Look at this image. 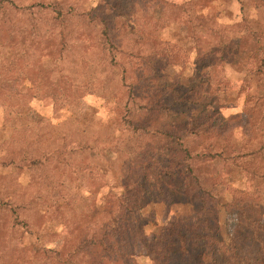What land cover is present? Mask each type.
Instances as JSON below:
<instances>
[{
  "label": "trees",
  "instance_id": "obj_1",
  "mask_svg": "<svg viewBox=\"0 0 264 264\" xmlns=\"http://www.w3.org/2000/svg\"><path fill=\"white\" fill-rule=\"evenodd\" d=\"M79 5L0 0V106L13 130L0 167L24 170L31 179L27 188H19L9 175H0V264H264L259 195L264 187V25L242 37L239 53L247 54L248 92L243 114L233 118L243 121L237 138L236 121L207 107L210 95L228 87L226 77H218L228 45L203 55L215 59L206 64L205 78L181 94L177 79L154 71L157 59L174 66L176 52L155 38L144 43L143 34L120 19ZM187 5L194 24L192 0ZM198 26H191L193 35L211 31ZM98 64L107 75L95 88L100 93L110 87L101 96L114 100L117 136L92 135L79 109L82 96L94 87L90 76ZM142 81L148 82V92L138 91ZM39 94L57 108H70L71 132L45 127L41 117L27 112ZM201 104L204 108L192 113L173 110ZM117 139L125 147L123 141L107 142ZM106 145L119 163L110 173L122 190L90 197L107 182L97 159ZM220 171H240L255 182L254 190L227 186L231 199L221 201L214 192L224 183ZM150 193L167 205L176 198L202 219L172 214L147 239L136 213ZM221 211L234 212L237 220L224 238L217 235ZM56 223L65 227V247L21 244L26 234Z\"/></svg>",
  "mask_w": 264,
  "mask_h": 264
},
{
  "label": "rangeland",
  "instance_id": "obj_2",
  "mask_svg": "<svg viewBox=\"0 0 264 264\" xmlns=\"http://www.w3.org/2000/svg\"><path fill=\"white\" fill-rule=\"evenodd\" d=\"M191 0H74V3L81 5V9H88L92 7V13L104 15L111 20L118 18L124 22L134 32L143 34L141 41L147 43L149 40H156L159 43L166 44L178 55L174 59V66H167L166 60L157 59L154 71L157 75H161L162 71H166L168 75L177 79L176 88L179 93H183L189 87V84L194 81H200L205 78L208 70L207 63L214 61L213 58L208 57L212 52H217V47H226L224 51L225 65L223 72L219 71L220 76H225L227 79V89L217 92L214 96L210 95V102L208 108L220 109L223 115L229 118H236L241 116L245 110V97L248 92L245 74V62L247 54L239 50L244 47L242 44V37L246 31H256L264 25V3H255L253 0H192L193 6L190 10L192 15V24L188 16L187 3ZM79 5V6H80ZM184 6V7H181ZM180 6V8L173 7ZM197 18V19H196ZM191 19V18H190ZM120 20L112 22L118 25ZM111 24V25H112ZM209 29V32H199L193 35L191 26L198 25ZM113 26V25H112ZM199 27V26H198ZM149 46L144 45V48ZM209 51V52H208ZM179 52V53H178ZM210 53V54H209ZM204 54H207L203 56ZM218 59H222L218 56ZM228 62V63H226ZM100 68L97 65L96 70ZM199 68L198 70H196ZM142 73V72H141ZM107 75L106 71H99L92 73L90 80L94 87L89 88V92L82 96L80 112L85 114L88 125L91 129V134L94 136H117L119 134V125L113 118L114 100L109 99L108 96H101L110 93V87L105 85L103 90L99 93L95 82L102 80ZM145 77V76H143ZM147 79V78H146ZM148 82L142 81L137 85L138 91L148 92ZM97 89H96V88ZM205 104L198 106L193 105H179L174 107V112L192 113L196 112L200 107L204 108ZM70 108H57L52 104L49 96L43 94L37 95L30 102L27 107V112L34 114L38 118H42L46 125L45 127L53 128L52 130L69 131L70 122L75 116L69 110ZM4 111L0 106V134L2 135L0 141V155L3 149L9 146L13 141V130L3 121ZM80 118V117H79ZM77 120V119H76ZM235 123V136L240 137L239 125L242 124V119H233ZM12 135V137H11ZM111 139V137H109ZM123 139L117 141H107L109 144H120ZM106 144V142L104 143ZM122 145V142H121ZM126 143L124 142L125 147ZM108 145L101 150L97 159L99 160V167L105 174L106 183L102 182L97 194L89 193L90 197L96 195L103 197L108 191L116 194L121 192L119 183L110 173V169L119 166V163L113 157L111 150H108ZM9 175L14 186L19 188H27L30 185V177L24 170H13L10 167H0V175ZM220 179L224 183H220L214 187L215 194L221 201H230L231 195L227 191V186L253 191L255 182L247 181L240 171H230L223 173L220 171ZM88 187V186H87ZM88 195V194H87ZM261 197L260 208L263 214L264 222V187L259 191ZM139 212L136 213L139 220V225L143 226L145 237L151 236L157 229L168 222L172 214L188 213L194 220H201L202 214L197 211L180 204L176 198L172 200L171 204L163 203L160 198L154 193L145 195L139 204ZM219 228L217 235L224 238L226 234L232 233L237 220L233 213H219ZM65 227L62 224L43 225L37 234L25 235L21 240L22 245H37L44 243L50 247H65L66 241L64 239ZM30 242V243H29Z\"/></svg>",
  "mask_w": 264,
  "mask_h": 264
}]
</instances>
